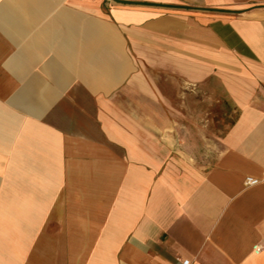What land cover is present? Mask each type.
Returning a JSON list of instances; mask_svg holds the SVG:
<instances>
[{
	"label": "crops",
	"instance_id": "0c3cea01",
	"mask_svg": "<svg viewBox=\"0 0 264 264\" xmlns=\"http://www.w3.org/2000/svg\"><path fill=\"white\" fill-rule=\"evenodd\" d=\"M183 259L264 264V0H0V264Z\"/></svg>",
	"mask_w": 264,
	"mask_h": 264
},
{
	"label": "rangeland",
	"instance_id": "374dc122",
	"mask_svg": "<svg viewBox=\"0 0 264 264\" xmlns=\"http://www.w3.org/2000/svg\"><path fill=\"white\" fill-rule=\"evenodd\" d=\"M199 123H203L204 125H205V120H203V121H199ZM225 122H223V121H221V120H219L218 122H217V120H213L211 123H208V126H207V130H209V131H212V132H214V133H219V130L220 129H222L221 127L223 126V124H224ZM203 125V130H205L206 128V126H204Z\"/></svg>",
	"mask_w": 264,
	"mask_h": 264
},
{
	"label": "built area",
	"instance_id": "2783aa9c",
	"mask_svg": "<svg viewBox=\"0 0 264 264\" xmlns=\"http://www.w3.org/2000/svg\"><path fill=\"white\" fill-rule=\"evenodd\" d=\"M258 181H259L258 178L251 177V176H247V177L245 178L244 183H245L246 185H251V184H255V183H257ZM255 249H256L257 251H259V250H260V247H259V246H256ZM181 264H189V260H188V259H183V260L181 261Z\"/></svg>",
	"mask_w": 264,
	"mask_h": 264
}]
</instances>
